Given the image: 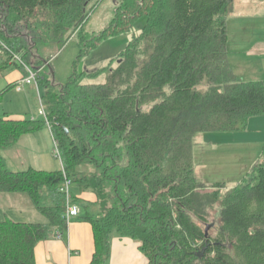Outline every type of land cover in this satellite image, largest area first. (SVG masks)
I'll use <instances>...</instances> for the list:
<instances>
[{
    "label": "trees",
    "instance_id": "trees-1",
    "mask_svg": "<svg viewBox=\"0 0 264 264\" xmlns=\"http://www.w3.org/2000/svg\"><path fill=\"white\" fill-rule=\"evenodd\" d=\"M94 8V0H0V74L13 64L39 78L49 51L73 36L77 63L145 18L104 84L80 85L76 74L64 85L49 80L43 122L0 116V193L26 195L47 219L0 221V264H36V246L62 235L65 178L92 228L89 264L106 263L114 237L136 242L148 264H264V154L232 187L206 185L194 171L197 136L241 132L264 117V83L240 80L228 61L231 0H114L108 26L88 35ZM45 125L62 169L8 170L1 151ZM83 193L95 201L76 197Z\"/></svg>",
    "mask_w": 264,
    "mask_h": 264
},
{
    "label": "rangeland",
    "instance_id": "rangeland-1",
    "mask_svg": "<svg viewBox=\"0 0 264 264\" xmlns=\"http://www.w3.org/2000/svg\"><path fill=\"white\" fill-rule=\"evenodd\" d=\"M95 8L89 13L84 26L85 34H97L108 26L113 17L114 0H94ZM145 23L141 17L136 21L133 31L115 38L101 42L91 50L85 58L79 59L78 37L73 36L61 48L54 47L49 51L51 59L45 64L39 73V78L31 79V85L21 87L17 91L12 86L21 82L26 75L16 65L9 67L0 74V116L22 118L26 120L44 121L42 106L45 101L47 81L64 85L72 74L79 76L80 85L104 84L108 76V66L116 67V57L125 48L132 36L137 35ZM6 55H0V62L6 60ZM34 67H37L34 65ZM29 69V68H28ZM97 73L93 76L85 72ZM34 74L35 70L30 68ZM52 71V73H51ZM15 82V83H16ZM57 87L52 88V95ZM42 100V102H41ZM209 141L216 146L208 145L199 149L196 145L194 151V163L198 166L253 164L264 152V117H253L248 122L246 130L236 133H205L197 136V141ZM197 147V148H196ZM6 168L13 172L39 169L47 172L60 171L61 161L56 157L55 145L48 125L41 127L34 134L22 136L11 146L1 151ZM216 168V167H215ZM211 174L205 181L224 182L227 187L234 186L241 179L237 173H229L224 170H210ZM72 194L75 190L70 188ZM79 208V207H78ZM11 219L20 223H45L46 217L32 205L24 194L0 193V221ZM73 219V218H71Z\"/></svg>",
    "mask_w": 264,
    "mask_h": 264
},
{
    "label": "crops",
    "instance_id": "crops-1",
    "mask_svg": "<svg viewBox=\"0 0 264 264\" xmlns=\"http://www.w3.org/2000/svg\"><path fill=\"white\" fill-rule=\"evenodd\" d=\"M231 3L232 11L227 20L229 64L240 80L264 83V0H231ZM15 82L16 80L13 81L16 88L19 81ZM10 119L21 120L22 118L11 117ZM195 145L199 149L208 145L216 146L212 142H201V140ZM263 154L264 152L253 164L219 165L215 166L216 168L213 164L208 166L195 164L194 171L197 178L206 185H211L205 179L210 177L209 173L212 169L237 173L242 178ZM76 197L91 203L95 201V197L89 193L77 194ZM138 248L139 245L128 238L114 237L110 243L109 258L105 264H148ZM93 252L91 225L81 221L79 214V217L67 222L66 229L60 238L53 237L36 246L35 262L36 264H89Z\"/></svg>",
    "mask_w": 264,
    "mask_h": 264
},
{
    "label": "built area",
    "instance_id": "built-area-1",
    "mask_svg": "<svg viewBox=\"0 0 264 264\" xmlns=\"http://www.w3.org/2000/svg\"><path fill=\"white\" fill-rule=\"evenodd\" d=\"M16 57H14L13 60H15ZM17 60V59H16ZM26 71L30 74V76H27L25 77V79L21 82H19L17 85H16V89L17 91L21 90V87L22 86H25V85H31L32 81L31 79H35V74H33L31 71L27 70ZM42 114L45 118V113H44V109L42 108ZM55 145V144H54ZM55 153H56V157L60 159V155H59V152H58V149L55 145ZM72 187V183L69 179L65 178V181L63 183V186H62V189H61V192L64 194L65 198H66V206H65V219L67 222L70 221L71 218H76L79 216L80 214V210L78 208L77 205L73 204L70 200V195H71V191H70V188ZM57 238H60L61 235L58 234L56 235Z\"/></svg>",
    "mask_w": 264,
    "mask_h": 264
},
{
    "label": "water",
    "instance_id": "water-1",
    "mask_svg": "<svg viewBox=\"0 0 264 264\" xmlns=\"http://www.w3.org/2000/svg\"><path fill=\"white\" fill-rule=\"evenodd\" d=\"M208 228L206 229V232H207Z\"/></svg>",
    "mask_w": 264,
    "mask_h": 264
}]
</instances>
